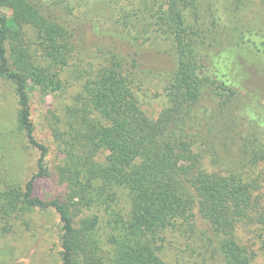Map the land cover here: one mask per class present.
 I'll return each mask as SVG.
<instances>
[{
  "label": "trees",
  "instance_id": "obj_1",
  "mask_svg": "<svg viewBox=\"0 0 264 264\" xmlns=\"http://www.w3.org/2000/svg\"><path fill=\"white\" fill-rule=\"evenodd\" d=\"M247 1L0 0V77L37 153L23 184L0 180V237L52 210L61 264H170L177 234L194 264H255L264 250V24L244 22ZM72 16L102 35L98 66L79 55ZM35 91L67 98L46 116L49 143L37 136ZM152 96L164 98L156 117L145 109ZM229 140L242 143L237 156L223 155ZM52 175L65 191L45 199L36 188Z\"/></svg>",
  "mask_w": 264,
  "mask_h": 264
},
{
  "label": "rangeland",
  "instance_id": "obj_2",
  "mask_svg": "<svg viewBox=\"0 0 264 264\" xmlns=\"http://www.w3.org/2000/svg\"><path fill=\"white\" fill-rule=\"evenodd\" d=\"M239 13L246 23L264 24V0H248L244 4V9H241ZM77 17L72 16L69 19L72 20L80 50L83 52H79V55L84 58L85 64L98 66L101 58L93 48L95 49V46L98 48L97 43H100L102 35L91 28L90 23L83 22ZM30 36L32 38V31ZM162 58L163 61L159 59L158 62L168 69L170 62L167 60V56L164 55ZM35 61H40L37 54ZM79 88L80 83L71 86L67 96ZM63 96L59 93L42 95L38 91L32 95L37 136L48 143L52 140L46 116L49 109L60 108L64 101H67V98L65 99ZM163 100L164 98L161 96H152L145 104L148 114L156 117L163 106ZM18 107L12 83L0 77V180L17 181L23 184L35 170L37 153L27 145L23 134L18 129ZM234 135L235 133L232 134V139L235 138ZM241 146L242 143L229 140L227 151L222 150V153L223 155L237 156ZM64 191V186L58 182L55 175L43 179L36 188V194L45 199L59 196ZM201 222L202 219L199 218L200 225ZM57 224V216L52 210L27 214L21 226L15 225L13 232L0 237V264H61ZM242 239L245 243L251 242L250 238L246 236ZM168 240L165 257L170 264H194L200 260L199 258L195 259L196 253L192 255L191 250H187L184 237L179 234L177 236L170 235ZM181 251H184V256H179V258L177 252ZM254 263L264 264V250L256 255Z\"/></svg>",
  "mask_w": 264,
  "mask_h": 264
}]
</instances>
